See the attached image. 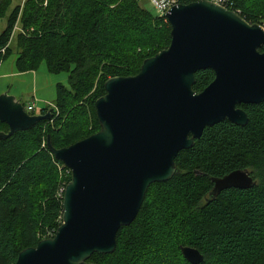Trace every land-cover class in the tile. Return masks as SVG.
<instances>
[{"label": "trees", "instance_id": "1", "mask_svg": "<svg viewBox=\"0 0 264 264\" xmlns=\"http://www.w3.org/2000/svg\"><path fill=\"white\" fill-rule=\"evenodd\" d=\"M11 4L0 0V17ZM232 10L259 23L264 0H234ZM19 16L17 69L35 70L45 61L51 73H68L69 86L57 84L50 120L0 141V264H16L23 249L54 236L62 224L57 194L63 179L48 136L60 149L98 132L96 101L106 93L107 79L138 74L146 58L171 43L168 19L139 0H26L0 35V64L12 52L7 44ZM214 77L212 69L198 71L194 90ZM240 106L248 124L224 120L206 127L177 156L173 178L149 187L136 219L119 230L116 251L94 253L89 262L192 264L181 251L191 246L203 254L200 264H264V102ZM1 131L9 125L0 121ZM237 169L249 170L255 185L210 197L212 178Z\"/></svg>", "mask_w": 264, "mask_h": 264}, {"label": "water", "instance_id": "2", "mask_svg": "<svg viewBox=\"0 0 264 264\" xmlns=\"http://www.w3.org/2000/svg\"><path fill=\"white\" fill-rule=\"evenodd\" d=\"M171 43L146 58L138 74L115 76L96 101L100 130L70 146L48 147L71 169L63 197L62 224L53 237L23 249L16 264H97L94 253L112 254L117 235L137 217L149 187L177 171L176 158L192 148L206 127L224 120L246 126L241 104L264 102V29L210 0L172 6L166 13ZM212 69L213 81L196 92V73ZM53 116L31 114L9 90L0 94V141ZM210 197L230 188L248 189L249 170L213 177ZM200 264L199 249L181 246Z\"/></svg>", "mask_w": 264, "mask_h": 264}, {"label": "rangeland", "instance_id": "3", "mask_svg": "<svg viewBox=\"0 0 264 264\" xmlns=\"http://www.w3.org/2000/svg\"><path fill=\"white\" fill-rule=\"evenodd\" d=\"M25 1L26 0H12V4L6 13V16L0 17V35L6 28L8 18L13 9L19 5L23 6ZM140 3L144 8L150 10L153 14L158 15L151 0H141ZM262 20H264V14L260 17V21ZM18 29H21V24L18 25ZM18 31L10 41L12 52L5 59L0 70V94L3 93L4 90L6 91V89L9 90L10 94L15 96L23 91V95H21L23 104L27 106L29 103L35 102L36 113H40L42 109L48 107L55 108L57 84L62 83L69 86V75L67 72L51 73L47 69L45 61H42L35 70L19 71L15 63L18 57L16 43V35ZM263 49L262 51H264Z\"/></svg>", "mask_w": 264, "mask_h": 264}, {"label": "built area", "instance_id": "4", "mask_svg": "<svg viewBox=\"0 0 264 264\" xmlns=\"http://www.w3.org/2000/svg\"><path fill=\"white\" fill-rule=\"evenodd\" d=\"M197 1V0H196ZM218 5H221V6H224L228 9H233V6H234V0H210ZM153 6L155 7V9L157 10L158 12V15L160 16H165L166 17V13L168 12V10L174 6V5H177L179 4L178 0H151ZM236 12H240L238 10H234ZM240 14V13H239ZM20 24V16H19V19L15 25V28H14V31L11 35V38H10V41L11 39L14 37V35L16 34V32L19 30L18 29V25ZM259 24L262 26V28L264 29V20L260 21ZM22 31V28L18 31V32H21ZM10 41L9 43L7 44V46L10 45ZM5 49L6 48H2V52L5 53ZM35 102H32V103H29V105L25 106V110L27 112H35ZM59 165V169H60V174H61V177L63 179L59 189H58V197L60 198H63L64 197V194H65V190H66V187H67V184H68V180H66V178H68L69 176H72V171L71 169H69L68 167H66L64 165V163L62 162H59L58 163ZM51 237H53V234H50Z\"/></svg>", "mask_w": 264, "mask_h": 264}, {"label": "crops", "instance_id": "5", "mask_svg": "<svg viewBox=\"0 0 264 264\" xmlns=\"http://www.w3.org/2000/svg\"><path fill=\"white\" fill-rule=\"evenodd\" d=\"M139 1H141V0H139ZM3 64H4V62H2V63L0 64V70H1V68H2V66H3ZM12 75H13V73H12ZM6 90H7V89H6ZM4 91H5V90H4ZM4 91H3V92H4ZM21 95H23V91L19 92V94H17L16 96L22 99ZM35 110H36V109H35ZM35 113H36V111H35Z\"/></svg>", "mask_w": 264, "mask_h": 264}]
</instances>
